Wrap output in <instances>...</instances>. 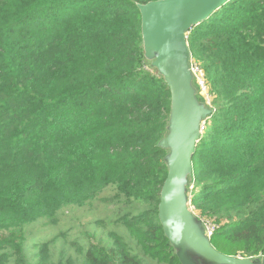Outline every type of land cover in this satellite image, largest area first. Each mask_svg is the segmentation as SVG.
Here are the masks:
<instances>
[{
    "label": "trees",
    "instance_id": "trees-1",
    "mask_svg": "<svg viewBox=\"0 0 264 264\" xmlns=\"http://www.w3.org/2000/svg\"><path fill=\"white\" fill-rule=\"evenodd\" d=\"M149 1L0 0V264H179L157 216L170 94L145 68ZM187 42L214 109L191 208L218 252L264 256V0L229 1ZM108 188L125 211L99 234L27 238Z\"/></svg>",
    "mask_w": 264,
    "mask_h": 264
},
{
    "label": "water",
    "instance_id": "water-1",
    "mask_svg": "<svg viewBox=\"0 0 264 264\" xmlns=\"http://www.w3.org/2000/svg\"><path fill=\"white\" fill-rule=\"evenodd\" d=\"M231 0H156L137 5L145 68L155 71L169 90L170 109L163 137L166 178L157 216L179 264H264V256L235 257L218 252L206 224L193 212L192 158L205 122L214 109L199 94L187 38Z\"/></svg>",
    "mask_w": 264,
    "mask_h": 264
},
{
    "label": "rangeland",
    "instance_id": "rangeland-1",
    "mask_svg": "<svg viewBox=\"0 0 264 264\" xmlns=\"http://www.w3.org/2000/svg\"><path fill=\"white\" fill-rule=\"evenodd\" d=\"M193 66L200 69L197 65L193 64ZM195 83L198 87L200 96L210 102L206 93L202 92L200 87L197 85V79L195 80ZM193 182L190 191H192ZM112 195V189L108 188L101 192L90 205L84 208H69L64 210L59 214L55 225L50 224L46 220H42L26 228V236L27 238L31 236L47 240L59 233H66L67 238H75L77 235L90 234L93 232L99 234V232L102 231V228L99 229V225H96L99 220L111 222L117 217L119 211H125V208L121 205L117 206L110 203H101L98 200L101 197L106 198L111 197ZM206 227L210 229V226L207 224Z\"/></svg>",
    "mask_w": 264,
    "mask_h": 264
},
{
    "label": "built area",
    "instance_id": "built-area-1",
    "mask_svg": "<svg viewBox=\"0 0 264 264\" xmlns=\"http://www.w3.org/2000/svg\"><path fill=\"white\" fill-rule=\"evenodd\" d=\"M191 69H192L194 75L196 76V79H197V82H198L197 85L200 87L202 92L206 93V88H205V84H204V81H203V74H202L201 70L198 69L197 67H194L193 64H191ZM206 101H208V100H206ZM207 230H208L209 236H212L213 228L210 227V229L207 228Z\"/></svg>",
    "mask_w": 264,
    "mask_h": 264
}]
</instances>
